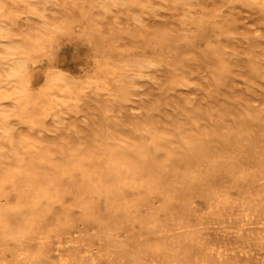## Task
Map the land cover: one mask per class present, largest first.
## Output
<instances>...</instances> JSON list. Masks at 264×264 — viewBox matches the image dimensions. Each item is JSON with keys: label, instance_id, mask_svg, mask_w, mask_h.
<instances>
[{"label": "rangeland", "instance_id": "rangeland-1", "mask_svg": "<svg viewBox=\"0 0 264 264\" xmlns=\"http://www.w3.org/2000/svg\"><path fill=\"white\" fill-rule=\"evenodd\" d=\"M0 264H264V0H0Z\"/></svg>", "mask_w": 264, "mask_h": 264}]
</instances>
